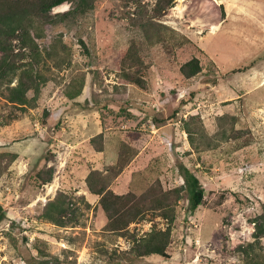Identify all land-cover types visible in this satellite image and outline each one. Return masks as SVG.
Wrapping results in <instances>:
<instances>
[{
    "label": "rangeland",
    "instance_id": "rangeland-1",
    "mask_svg": "<svg viewBox=\"0 0 264 264\" xmlns=\"http://www.w3.org/2000/svg\"><path fill=\"white\" fill-rule=\"evenodd\" d=\"M76 3L54 6L59 14L38 40L46 82L36 107L9 101L0 78V264H251L264 256L252 221L264 212V0H175L163 11L158 0H90L85 14L59 18ZM194 56L202 69L187 77L181 66ZM180 163L205 188L195 211ZM48 167L53 178L39 182ZM94 168L117 193L154 189L149 203L166 195L175 218L152 208L109 229L87 183ZM59 191L69 207L64 225L40 216ZM169 223V257L133 251Z\"/></svg>",
    "mask_w": 264,
    "mask_h": 264
},
{
    "label": "trees",
    "instance_id": "trees-1",
    "mask_svg": "<svg viewBox=\"0 0 264 264\" xmlns=\"http://www.w3.org/2000/svg\"><path fill=\"white\" fill-rule=\"evenodd\" d=\"M65 1L74 2L75 0H0V78H6L8 90L6 97L12 103L20 106H37L40 90L46 82V77L40 69L41 63L45 62V55L38 40L47 35V26L54 23L59 14L52 13L53 7ZM89 2L90 0H77L76 5L61 12L59 18L85 14L93 7V4L89 5ZM158 2L160 11H163L173 5L175 0H158ZM50 50L52 49L46 48L48 54ZM25 56L30 59L24 60ZM201 69L200 59L197 56L187 60L181 66L182 73L187 77L197 74ZM127 76L131 82L145 86L141 77L130 73ZM15 80L16 82L13 83ZM83 86L84 83L80 88L68 91L67 96L70 99L77 97L81 94ZM98 137L103 138V132ZM92 140L95 141L96 138ZM97 149L103 150V145ZM122 156L121 152L116 164H119L118 167L111 165L116 173L124 168V162L120 161ZM179 167L184 178L183 186L189 193V208L195 211L204 200L205 188L200 178L186 164L180 163ZM53 171L52 167L46 170L40 169L37 174L39 182L50 181L53 178ZM87 183L91 192L100 195L99 202L109 218L107 224L109 229L122 230L152 208L164 210L161 213L167 218L171 216L170 221L175 218L174 213L169 212L170 204L166 202V195L157 196L151 199V203L148 202V197L155 194L154 189L142 195L132 191L117 193L110 188L107 176L96 168L88 174ZM66 197V193L59 191L53 199L44 204L40 216L59 225L66 224L65 216L69 211ZM6 216V208L0 202V223ZM252 221L255 224L254 235L260 238L264 235V212ZM171 230L170 223L165 229L154 228L135 241L133 251L139 255L160 254L169 257L167 248L171 239ZM251 264H264V256L257 255Z\"/></svg>",
    "mask_w": 264,
    "mask_h": 264
},
{
    "label": "bare ground",
    "instance_id": "bare-ground-1",
    "mask_svg": "<svg viewBox=\"0 0 264 264\" xmlns=\"http://www.w3.org/2000/svg\"><path fill=\"white\" fill-rule=\"evenodd\" d=\"M182 5H177L176 7L181 8Z\"/></svg>",
    "mask_w": 264,
    "mask_h": 264
}]
</instances>
